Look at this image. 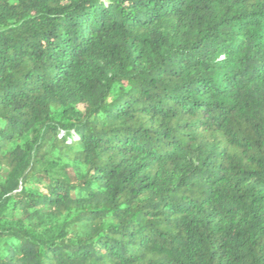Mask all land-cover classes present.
Masks as SVG:
<instances>
[{
	"label": "trees",
	"instance_id": "trees-1",
	"mask_svg": "<svg viewBox=\"0 0 264 264\" xmlns=\"http://www.w3.org/2000/svg\"><path fill=\"white\" fill-rule=\"evenodd\" d=\"M0 264H264V0H0Z\"/></svg>",
	"mask_w": 264,
	"mask_h": 264
}]
</instances>
